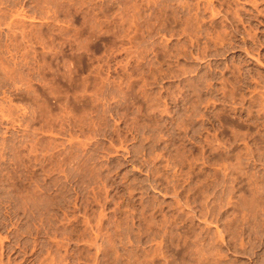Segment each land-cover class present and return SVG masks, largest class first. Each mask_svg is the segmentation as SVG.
<instances>
[{"label":"rangeland","instance_id":"374dc122","mask_svg":"<svg viewBox=\"0 0 264 264\" xmlns=\"http://www.w3.org/2000/svg\"><path fill=\"white\" fill-rule=\"evenodd\" d=\"M0 264H264V0H0Z\"/></svg>","mask_w":264,"mask_h":264}]
</instances>
